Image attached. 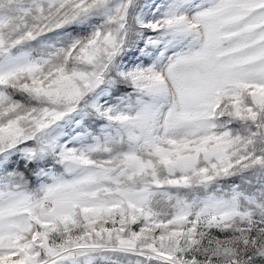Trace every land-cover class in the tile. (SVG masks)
<instances>
[{"label":"snow or ice","instance_id":"obj_1","mask_svg":"<svg viewBox=\"0 0 264 264\" xmlns=\"http://www.w3.org/2000/svg\"><path fill=\"white\" fill-rule=\"evenodd\" d=\"M0 264H264V0H0Z\"/></svg>","mask_w":264,"mask_h":264}]
</instances>
